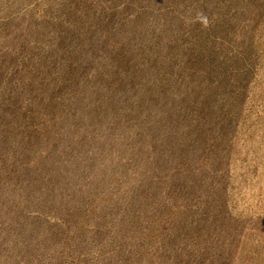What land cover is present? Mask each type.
<instances>
[{"label": "rangeland", "instance_id": "rangeland-1", "mask_svg": "<svg viewBox=\"0 0 264 264\" xmlns=\"http://www.w3.org/2000/svg\"><path fill=\"white\" fill-rule=\"evenodd\" d=\"M0 264H264V0H0Z\"/></svg>", "mask_w": 264, "mask_h": 264}]
</instances>
